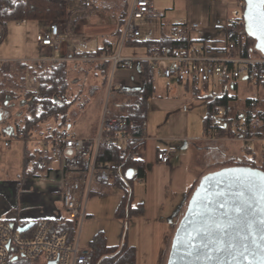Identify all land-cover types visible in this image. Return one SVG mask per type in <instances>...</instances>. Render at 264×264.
Wrapping results in <instances>:
<instances>
[{
	"label": "built area",
	"instance_id": "obj_1",
	"mask_svg": "<svg viewBox=\"0 0 264 264\" xmlns=\"http://www.w3.org/2000/svg\"><path fill=\"white\" fill-rule=\"evenodd\" d=\"M68 6V19L54 20L46 28L37 32L36 42L39 47V60H74L76 55L85 62L110 61V80L108 91L114 90L113 82L115 71L130 69L135 63L142 64L146 81L152 83L155 76L178 83L202 85L204 93L212 83L222 80H236L240 77L256 81L257 67L264 64L263 56H252L249 49L243 54V44L247 35L241 21V12L245 6L244 0H236L230 8L229 20L239 23L235 37L212 41H199L194 36L200 30V23L194 20H184L174 24L167 36L174 39V46L161 45L150 54L127 56L122 49L127 47L125 42L130 38L141 36L140 22L154 16V0H130L127 13L120 29V37L115 51L100 55H87L81 36L73 32L71 18L83 11L86 0L73 5L69 0H60ZM26 19L16 20V25L22 26ZM8 23L0 19V27ZM227 25V24H226ZM63 42L72 44V55L68 58L59 56ZM47 50V51H45ZM11 60H0V71L6 73ZM261 118L248 117L241 113L233 117L222 107L213 112V116L205 134L208 139L219 137V131L224 130L231 138L246 142V151L253 150L254 144H261L264 152V133L258 128ZM141 131L144 133L145 125ZM134 137L128 133V121L123 116H110L105 110L101 116L97 133L93 136L81 135L70 126L51 128L44 135L36 136L32 131L14 130L10 137L0 134L1 150L10 147L12 139L24 142L35 140L39 154L48 160L49 164L58 168L61 178L58 194L61 200V212L55 218H41L34 221V225L24 232H18V226L28 222H17L0 219V264H91L92 251L88 245L81 246L77 235L72 241L67 239V233L58 225L68 220L77 221L80 228L84 218L86 203L93 186L107 185L113 180L112 165L109 162H97L98 148L101 143L118 146L121 154ZM144 141V136L138 138ZM142 147L131 151V155L142 160ZM160 164L169 163L167 151L156 154ZM57 221V223L55 222ZM30 222V221H29ZM20 223L21 225H18ZM22 234V235H21Z\"/></svg>",
	"mask_w": 264,
	"mask_h": 264
},
{
	"label": "rangeland",
	"instance_id": "obj_2",
	"mask_svg": "<svg viewBox=\"0 0 264 264\" xmlns=\"http://www.w3.org/2000/svg\"><path fill=\"white\" fill-rule=\"evenodd\" d=\"M82 0H69L70 3L76 5ZM85 1V0H84ZM86 6L83 11L78 12L74 19L78 17L76 22L72 23V30L77 35H95L97 31L101 34L111 35L118 29L119 21V7L121 0H86ZM130 0H128L129 2ZM192 0H154V5L159 13H164L162 18H153L140 22L141 37L147 38L149 35H154L157 27L162 23L166 30L168 23L180 18L181 15L186 16L188 7ZM232 1V0H231ZM80 14V15H78ZM89 14V15H88ZM49 21L48 23H50ZM45 28L44 23L40 21L27 20L25 25H16V20H8L5 25V36L0 42V60H17L26 55L34 56L35 51V33ZM86 38V37H85ZM93 39L91 45L95 47L98 43L96 37ZM87 39V38H86ZM115 41V39L111 38ZM254 41H250L249 47L254 49ZM129 52L135 55H141L146 52L145 47H125L124 53ZM252 49V50H253ZM252 56L258 55V51L254 49L251 51ZM132 56V55H131ZM79 55H76L77 59ZM79 59V58H78ZM76 61V60H74ZM69 64V90L66 94L65 101L70 106L67 113V121L64 126H70L72 129L80 128L81 123L84 121L98 122L106 107H110L112 102V95L116 89L108 91L110 71H108L107 83L105 86L101 84V75L95 69V64L87 62L79 67ZM93 64V65H92ZM135 65L130 69H118L115 71L113 82L117 86L118 73L121 71L130 72L134 69ZM8 72V71H7ZM6 72V73H7ZM236 88H231L230 84L227 86V91L231 95L236 96V101L231 103L229 114L234 112L243 111L242 101L245 98H256L258 100L264 99V86L256 84V82L240 77L235 80ZM154 92L148 100L147 115L144 124L147 128V135L157 140L159 146L169 143L173 146L171 154L178 159L181 154H187L194 158L196 165H193V173L195 177H200L201 174L208 170V172L216 170L208 169L207 166L213 163H221L227 160L235 161L234 158L224 159L220 153L196 151L197 139L206 138L203 128V118L207 113V101L204 96H218L224 92V88L219 82L212 83L204 93H201L202 85L200 83L192 86L178 83L174 80H167L163 77L155 76L154 78ZM119 89V87H118ZM261 109H264V103L261 104ZM30 105L18 99L14 105L8 107L7 110H0L2 113L3 123L12 122L14 124H23V117L25 114L30 116ZM99 113V114H98ZM99 116V117H98ZM32 117V116H31ZM58 122L54 117L46 119L44 122L39 123L40 135L48 132V124L54 123L56 127ZM96 122V124L98 123ZM37 127V126H36ZM36 131V130H35ZM35 131H33L35 133ZM176 137V139H175ZM221 135L219 134L220 138ZM217 139V138H216ZM223 144L228 147L231 152L238 155L239 158L245 162V158H250L249 153L245 150L246 142L235 140L231 135L226 132L223 134ZM256 144H254L255 146ZM253 146V147H254ZM252 151V150H251ZM0 156V215H5L11 208V202L14 198L13 182H18L21 178L32 177V175H25V157L29 153L22 156V149L16 142H12L11 147L2 149ZM240 159V160H241ZM221 160V161H220ZM32 161V158H31ZM139 184L137 181L133 186ZM177 199L173 201L171 206L166 209L165 220L173 218L172 229L168 232V237L165 241L162 256L152 262H145V256H141V264H166L171 233L174 229L184 211L187 200L184 203L185 193L177 195ZM21 207V206H19ZM182 207V208H181ZM21 209V208H20ZM167 213V214H166ZM178 213V214H177ZM164 215V214H163ZM6 216V215H5ZM167 221V220H166ZM131 224L127 226L129 229ZM129 234L134 242V234L129 229ZM142 254V253H141Z\"/></svg>",
	"mask_w": 264,
	"mask_h": 264
},
{
	"label": "crops",
	"instance_id": "obj_3",
	"mask_svg": "<svg viewBox=\"0 0 264 264\" xmlns=\"http://www.w3.org/2000/svg\"><path fill=\"white\" fill-rule=\"evenodd\" d=\"M235 1L236 0H192L188 7L186 16L181 15L180 18L168 23L166 30L162 26V23H160L155 34L150 36L148 35L147 39L154 40L162 34L167 35L170 28L174 24L184 20H194L200 23V30L194 33V36L197 37L200 42H215L217 40L224 39L226 38V24L229 18L228 14ZM163 14L164 13H159L154 5V16L144 20H150L157 17L162 18ZM74 19L75 21L72 22L73 24L76 22L78 17ZM43 23L46 28L48 22ZM116 31L111 35L101 34L100 31H97L95 35L92 36H84V34H82L80 35L82 37L81 41L84 43L86 50L89 52L96 51L106 41L107 44L110 42L111 44L107 47V49L112 50L113 53L117 42L111 40V38L115 39L114 36ZM36 35L37 32L35 33L36 55H32L30 57L26 55L25 57L17 60L26 62L39 60L40 55L39 47L36 42ZM90 37H96L98 39V43H96L95 47L91 45L93 39ZM72 48L71 43L63 42L60 46L59 56L61 58H68V56L72 55ZM124 49L125 47L122 49L123 55L137 56L135 54H131L129 52L130 49L127 48V52L124 53ZM252 49L253 48L251 47L250 51L254 50ZM258 53V55L264 57V54H261L260 52ZM145 54H147V51L141 55ZM74 60H67V62L77 67L87 63L78 58ZM145 80L146 77L142 64H137L130 72H119L116 82L119 89L118 87L115 88L116 91L112 95L113 100L110 103L111 106L106 107V110L108 112H117L119 111V105L121 103L130 102L136 99L143 88ZM153 83L154 80L152 85ZM185 85L189 86L190 84ZM2 118V113L0 112V134L7 138L10 137L11 133L16 129L14 123L9 121L3 123V120H1ZM96 122H98V118L94 123H90V121L86 123L84 121L79 124L80 128H75V130L81 135L93 136L97 133L100 120L97 124ZM39 126L40 125L38 124L33 130H36L35 133L32 131L35 137L40 135V133H38ZM47 127L49 130L51 128H55L56 126L54 123H49ZM143 136L144 141L141 157L145 164V172L143 177L136 180L139 184L133 186V204L142 203L145 211L143 216L131 219L127 225L129 226L131 224L129 229L132 227V231L135 233L133 239L134 242L132 243V237L129 234L128 228L126 235L127 242L136 248V264H141L142 255L145 256L144 263L152 262L155 257L159 258L162 256L168 232L172 229V225L174 223L173 218L166 219L167 221L165 220L166 209L169 208V205L171 206L174 200L177 199L178 194H186L188 188L193 183L198 182L200 178L208 172V170H205L200 177H195L193 173V165H196L194 158L187 154H181L178 159H175L177 157L171 154V152H174L173 146L169 144L171 142L168 141L169 143L159 146L157 140L147 135L146 125ZM222 137L223 135L220 138L213 140L208 139L207 137L201 140L197 139L198 141L195 147L197 149L196 151H216L220 153L221 157L224 159L234 158L236 160H240L241 158H239L238 155L235 153L233 154L231 150L223 144L224 140H222ZM13 141L20 145L23 157H25V153L32 154V177L21 178L18 182L16 181L11 184L14 194V198L11 202V208L7 211V213H5L6 216L0 215V219L17 222H29L37 221L41 218L58 217L62 207L58 194V189L61 183L58 168L49 163L46 166L44 165L42 169L36 167L35 161L43 157L39 154L37 142L35 140H28L24 142L20 139H12L10 147ZM159 151L168 152V164H160L158 162L156 154ZM247 152L249 153L251 159L245 158V162L254 163L256 165H264V152L261 149V144H256L252 151ZM241 161L243 160L241 159ZM94 187L101 190L102 186L95 184L93 188ZM105 191L106 192L103 195L95 194L88 197L85 218L76 232L81 246L88 245L97 232H102L104 234L108 245L113 246L120 242L122 227L121 223L115 219L114 212L120 202L121 193L114 187H109ZM171 234H173V232Z\"/></svg>",
	"mask_w": 264,
	"mask_h": 264
},
{
	"label": "trees",
	"instance_id": "obj_4",
	"mask_svg": "<svg viewBox=\"0 0 264 264\" xmlns=\"http://www.w3.org/2000/svg\"><path fill=\"white\" fill-rule=\"evenodd\" d=\"M129 2L121 0L119 7V25H122L127 13ZM245 6L241 12L240 19L244 27L243 13ZM68 6L60 0H0V19L18 20L26 19L31 21L49 22L54 20L68 19ZM75 19H71L70 24ZM239 28L238 21L229 20L226 25V36L228 40L235 37L236 31ZM5 25L0 30V42L5 36ZM246 33V32H245ZM247 35V34H246ZM120 37V29L115 33V42ZM252 39L247 35L246 42L243 44V54L249 53V45ZM106 41V40H105ZM107 41L96 51L87 52V55H100L106 52L110 46ZM176 41L166 34L160 35L156 39L149 40L147 38L137 37L130 38L125 42L129 47H145L148 54L159 48L161 45L174 46ZM112 53V50L108 51ZM95 64V68L101 75V84L105 86L107 83L110 61L91 62ZM69 64L65 60L49 61L36 60L34 62H26L22 60H13L9 64L8 72L0 71V110H7L8 107L14 105L15 101L20 99L22 103L25 101L30 105V116L25 114L23 124H14L17 131L29 132L33 131L36 126L44 122L46 119L54 117L58 122V126H63L67 121V113L70 104L65 101L66 94L69 90ZM256 84L264 86V64L257 67ZM236 88L235 80H222L224 92L216 96H204L207 101V113L203 118L204 132L209 126L213 112L216 108L222 107L226 113H229L231 103L237 99L235 95H231L227 91V86ZM194 86V85H193ZM154 92L152 83L145 80L143 88L139 96L130 101L119 105V111L109 112L110 116H123L128 121V133L134 137L143 136L141 131L142 125H145L147 115V104L149 98ZM264 99L245 98L242 101L243 111H237L232 114L237 117L243 113L248 117L261 118L258 132L264 133V109H261V104ZM32 116V117H31ZM224 130H220L222 136ZM138 138L129 142L125 148V153L119 152L118 146L101 143L98 148L97 162H109L112 165L113 180L110 184L103 185L101 190L94 187L90 191V195H103L109 187H114L121 193L120 202L114 212V217L121 223L120 242L117 245H108L106 238L102 232H97L90 240L91 264H136V248L127 242V225L133 218L144 215V206L142 203L133 204V183L144 176L145 164L143 160L134 158L131 151L143 144V141ZM32 154L26 155L25 175H32ZM49 162L45 158H39L35 161L36 167L42 169ZM247 166L258 168L264 171V165H256L247 163L241 160L232 162L227 160L221 163H213L207 166L208 169H219L223 167ZM129 170L132 174L129 176ZM37 171V170H36ZM35 173V172H33ZM198 182L193 183L186 191L184 203L194 191ZM89 195V196H90ZM57 223V221L55 220ZM58 224V223H57ZM66 233L67 239L72 241L76 235L77 221L68 220L58 224ZM22 235V234H21Z\"/></svg>",
	"mask_w": 264,
	"mask_h": 264
},
{
	"label": "water",
	"instance_id": "obj_5",
	"mask_svg": "<svg viewBox=\"0 0 264 264\" xmlns=\"http://www.w3.org/2000/svg\"><path fill=\"white\" fill-rule=\"evenodd\" d=\"M244 1V30L254 49L264 54V4ZM262 178L264 171L247 166L223 167L202 176L174 229L166 264H260ZM33 225L30 221L16 230Z\"/></svg>",
	"mask_w": 264,
	"mask_h": 264
},
{
	"label": "snow or ice",
	"instance_id": "obj_6",
	"mask_svg": "<svg viewBox=\"0 0 264 264\" xmlns=\"http://www.w3.org/2000/svg\"><path fill=\"white\" fill-rule=\"evenodd\" d=\"M262 4H264V0H260ZM261 17L264 18V12L261 13ZM261 34L262 37H264V23L261 25ZM262 187H264V178H262ZM264 199V197H262ZM239 211V209H238ZM261 224L264 225V218L261 220ZM261 239L264 240V228H262V236ZM260 256H261V262L260 264H264V243L260 244Z\"/></svg>",
	"mask_w": 264,
	"mask_h": 264
},
{
	"label": "flooded vegetation",
	"instance_id": "obj_7",
	"mask_svg": "<svg viewBox=\"0 0 264 264\" xmlns=\"http://www.w3.org/2000/svg\"><path fill=\"white\" fill-rule=\"evenodd\" d=\"M18 225H21L20 223H18Z\"/></svg>",
	"mask_w": 264,
	"mask_h": 264
}]
</instances>
